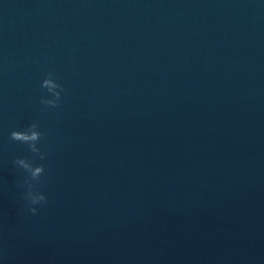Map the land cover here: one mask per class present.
<instances>
[{"label":"water","instance_id":"obj_1","mask_svg":"<svg viewBox=\"0 0 264 264\" xmlns=\"http://www.w3.org/2000/svg\"><path fill=\"white\" fill-rule=\"evenodd\" d=\"M33 121L36 216L9 139ZM0 257L264 264V3L0 0Z\"/></svg>","mask_w":264,"mask_h":264},{"label":"clouds","instance_id":"obj_2","mask_svg":"<svg viewBox=\"0 0 264 264\" xmlns=\"http://www.w3.org/2000/svg\"><path fill=\"white\" fill-rule=\"evenodd\" d=\"M264 3V0H261ZM56 79L49 72L43 81L47 91L40 95L38 104L43 108L55 109L59 107L62 100V93L65 91L59 83H53ZM58 89V90H57ZM9 139L25 147V153L15 156L11 164L20 173L18 178L19 196L22 201L21 212H27L36 216L40 209L48 204V196L40 190L43 178L46 176V166L43 163L47 158V153L42 150L45 134L40 125L33 121L20 129H13L9 132ZM0 264H4L0 257Z\"/></svg>","mask_w":264,"mask_h":264}]
</instances>
